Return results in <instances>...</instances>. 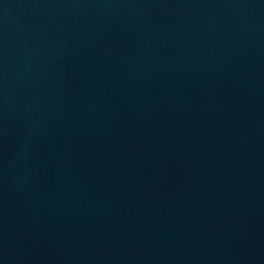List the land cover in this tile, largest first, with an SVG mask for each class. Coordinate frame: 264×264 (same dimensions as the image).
<instances>
[{
  "label": "water",
  "instance_id": "1",
  "mask_svg": "<svg viewBox=\"0 0 264 264\" xmlns=\"http://www.w3.org/2000/svg\"><path fill=\"white\" fill-rule=\"evenodd\" d=\"M0 264H264V0H0Z\"/></svg>",
  "mask_w": 264,
  "mask_h": 264
}]
</instances>
